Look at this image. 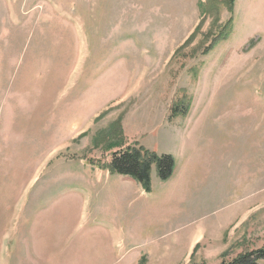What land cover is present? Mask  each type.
I'll list each match as a JSON object with an SVG mask.
<instances>
[{"label": "rangeland", "instance_id": "1", "mask_svg": "<svg viewBox=\"0 0 264 264\" xmlns=\"http://www.w3.org/2000/svg\"><path fill=\"white\" fill-rule=\"evenodd\" d=\"M126 148L171 177L100 168ZM263 245L264 0H0V264Z\"/></svg>", "mask_w": 264, "mask_h": 264}, {"label": "trees", "instance_id": "2", "mask_svg": "<svg viewBox=\"0 0 264 264\" xmlns=\"http://www.w3.org/2000/svg\"><path fill=\"white\" fill-rule=\"evenodd\" d=\"M231 3L233 0H229ZM179 113L178 110H174ZM95 143V140H93ZM154 166L159 181L164 182L171 177L174 160L170 155L156 156L147 155L135 148H126L113 152L111 159L106 164H101L100 168L107 170L110 174L125 176L136 182L143 191L150 192V174ZM226 264H264V245L254 251L243 254Z\"/></svg>", "mask_w": 264, "mask_h": 264}]
</instances>
